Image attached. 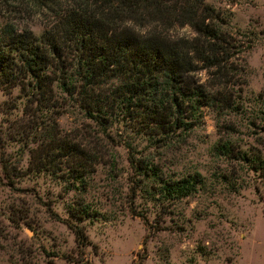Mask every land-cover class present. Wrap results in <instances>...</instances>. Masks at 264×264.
Wrapping results in <instances>:
<instances>
[{
    "label": "trees",
    "instance_id": "trees-1",
    "mask_svg": "<svg viewBox=\"0 0 264 264\" xmlns=\"http://www.w3.org/2000/svg\"><path fill=\"white\" fill-rule=\"evenodd\" d=\"M28 16L41 18L39 34L24 22ZM175 26H186L194 35H173ZM224 26L205 0H0V89L9 93L17 87L24 101L6 139L22 148L36 143L28 149L26 171L61 174L80 187L99 157L61 134L58 117L67 108L107 138L109 126L129 122L151 145H168L172 136L190 131L202 106L221 120L241 112L246 83L232 62L236 46ZM200 70L208 73L204 82L196 76ZM255 119L261 123L250 121V135L264 146V111ZM222 125L224 138L214 145V154L253 173L264 213L262 150L237 145L230 139L233 125L225 120ZM125 146L129 166L143 178L156 179L166 198L188 197L202 183L197 172L163 179L155 165ZM1 147V169L11 180V173L17 177L20 171H11ZM71 216L86 217L88 211L80 208ZM68 226L78 247L86 246L83 230Z\"/></svg>",
    "mask_w": 264,
    "mask_h": 264
},
{
    "label": "rangeland",
    "instance_id": "rangeland-1",
    "mask_svg": "<svg viewBox=\"0 0 264 264\" xmlns=\"http://www.w3.org/2000/svg\"><path fill=\"white\" fill-rule=\"evenodd\" d=\"M205 2L226 21L222 29L235 43L232 62L246 83L243 110L221 120L202 106L190 131L172 136L168 145H151L129 122L109 126L107 138L80 112L67 108L58 117L61 134L99 157L80 187L61 174L26 171L28 149L36 143L22 148L6 139L9 124L22 116L24 101L17 87L9 93L0 89V147L11 171H20L8 180L0 163V264H264V213L256 177L213 151L224 138L223 120L235 128L234 143L257 145L249 124L260 125L255 117L264 111V0ZM24 22L35 34L41 32L40 17ZM172 34L194 35L186 26H175ZM196 76L204 82L208 73L200 70ZM127 143L163 179L197 172L202 183L188 197H164L156 179L143 178L129 166ZM257 146L264 156V146ZM80 208L88 216L73 218ZM69 223L83 230L86 246L78 247Z\"/></svg>",
    "mask_w": 264,
    "mask_h": 264
}]
</instances>
